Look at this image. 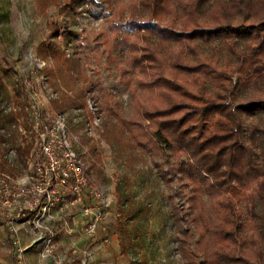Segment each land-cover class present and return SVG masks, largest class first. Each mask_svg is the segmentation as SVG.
I'll return each mask as SVG.
<instances>
[{"label": "trees", "instance_id": "obj_1", "mask_svg": "<svg viewBox=\"0 0 264 264\" xmlns=\"http://www.w3.org/2000/svg\"><path fill=\"white\" fill-rule=\"evenodd\" d=\"M39 1L55 5L64 24L51 23L37 49L53 60L47 77L74 93L63 96L61 110L82 109L88 93L104 91L87 74L85 38L75 26L91 6L106 11L102 54L87 50L117 70L132 111L115 96H95L105 112L103 137L149 156L166 185L186 190L182 207L171 198L183 262L264 264V0ZM117 194L121 212L127 206L133 215L129 191ZM118 233L126 254L122 222ZM205 237L209 249L201 248Z\"/></svg>", "mask_w": 264, "mask_h": 264}, {"label": "rangeland", "instance_id": "obj_2", "mask_svg": "<svg viewBox=\"0 0 264 264\" xmlns=\"http://www.w3.org/2000/svg\"><path fill=\"white\" fill-rule=\"evenodd\" d=\"M90 10L75 28L85 38L87 74L94 82L99 79L104 91L88 93L82 109L61 110L57 106L63 96L74 97V93L61 80L47 77L45 70L53 67V60L37 54L40 43L51 34L49 25L64 26L56 6L42 7L39 0H0V124H5L0 125V166L14 176L0 170V264H18V256L24 264H48L41 250L50 230L55 235L52 254L64 264H185L178 251L180 235L171 198L176 196V205L182 207L186 190L179 183L173 188L166 185L149 156L138 150L132 153L128 147L121 150L103 137L105 112L95 96L117 97L126 114L132 111L131 98L119 86L117 70L107 68L104 56L97 63L87 50L94 49L100 57L102 47L98 51L97 42L105 39L109 28L106 11L93 6ZM44 63V69H39L37 64ZM32 104L40 107L44 122L58 114L65 116L72 147L89 180L83 202L76 201L69 184L52 186L31 170L28 160L36 136L34 113L26 107ZM8 113L15 116V123H8ZM42 190L47 198L36 211ZM117 190L131 194L133 215L127 214V206L121 212ZM86 207H93V214L87 215ZM44 210L45 215L40 213ZM97 216V227L90 233L88 224ZM120 222L130 234L126 254L119 244ZM186 227L193 233L199 229L195 223ZM207 238L202 249L212 247ZM197 239L191 237L188 242Z\"/></svg>", "mask_w": 264, "mask_h": 264}, {"label": "built area", "instance_id": "obj_3", "mask_svg": "<svg viewBox=\"0 0 264 264\" xmlns=\"http://www.w3.org/2000/svg\"><path fill=\"white\" fill-rule=\"evenodd\" d=\"M43 65L45 63L41 65L37 64L39 69L42 70L44 69ZM93 107L91 105V108ZM26 110L33 111L34 113V118L31 121L35 125L36 136V143L28 160L31 170H33L36 176L46 180L52 186L56 184L62 186L69 184V188L76 197V201L83 202L85 191L89 186V180L83 171L82 161L72 147L65 116L58 114L51 121L44 122L41 118L40 107L37 104L27 106ZM95 124L98 125V122H95ZM45 193L46 190H42L39 198L36 200V211L39 209V205L41 206L42 202L46 200L47 195ZM43 197L46 198L43 199ZM45 211H40V213L45 215ZM85 213L87 215L93 214V207H86ZM99 219L100 217L97 216L88 224L87 230L90 233L95 231ZM54 238L55 235L50 230L43 243L41 257L48 261V264H64L61 258L52 254ZM18 257V264H24L22 256Z\"/></svg>", "mask_w": 264, "mask_h": 264}]
</instances>
